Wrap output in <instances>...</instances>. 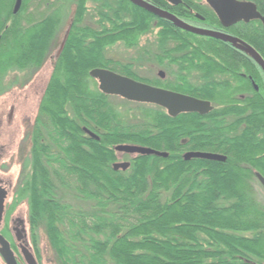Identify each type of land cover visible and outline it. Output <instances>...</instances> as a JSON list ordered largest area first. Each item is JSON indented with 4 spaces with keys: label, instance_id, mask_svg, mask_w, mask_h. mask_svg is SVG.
I'll list each match as a JSON object with an SVG mask.
<instances>
[{
    "label": "trees",
    "instance_id": "1",
    "mask_svg": "<svg viewBox=\"0 0 264 264\" xmlns=\"http://www.w3.org/2000/svg\"><path fill=\"white\" fill-rule=\"evenodd\" d=\"M16 1L0 0L10 21L0 41V79L7 62L13 71L42 67L65 12L76 8L39 104L30 168L18 190V200L30 202L32 231L44 227L59 263L264 264V202L256 188V172L264 176V73L255 58L130 0H23L14 13ZM145 1L188 17L184 5ZM253 1L264 13V0ZM206 22L217 25L212 16ZM156 27L154 43L140 47ZM232 30L264 58L261 21ZM117 44L138 49L132 62L108 56ZM144 62L166 77L132 69ZM94 68L211 101L213 109L172 117L158 105L127 101L136 104L127 112L137 109L132 117L141 119L128 122L112 101L118 96L100 91ZM126 143L169 156L137 154L126 171H115V148ZM190 150L226 160L187 161Z\"/></svg>",
    "mask_w": 264,
    "mask_h": 264
},
{
    "label": "rangeland",
    "instance_id": "2",
    "mask_svg": "<svg viewBox=\"0 0 264 264\" xmlns=\"http://www.w3.org/2000/svg\"><path fill=\"white\" fill-rule=\"evenodd\" d=\"M42 7L43 6H41V9L44 11L45 9ZM68 8L69 9H67L63 17L64 21L58 28V32L55 36V43L49 51L44 65L40 68L17 69L9 73V76L5 79L6 83H3L5 89L0 93V128L4 129L2 135H0V144L5 145V148L9 149L6 163L3 164V170L0 171V175L4 178H12L14 182L13 194L6 201L9 220H12V217H16L15 215L24 217L28 223V230L31 229L30 202H28L26 197H22V199L18 200V190L22 186L23 181H25L30 168V166L27 165L31 161L30 154L32 149L30 145L32 140V123L48 86L58 47L68 30V26L72 20L71 17L76 9L73 5ZM157 31L158 27L154 29L152 34L143 35L140 41V47L153 44L155 38L154 34ZM137 52V48H127L123 44L111 46L107 51L108 56L126 62H132L133 58L137 56ZM134 69H136V72L142 77L155 78L158 76V71L162 68L158 67L156 64L144 62L136 64ZM112 101L118 104L122 111L126 112V121L136 122L141 120L132 117L133 114L138 113L139 110L136 109L134 112H127L129 107L135 108L136 104H129L127 102L128 100L119 96L114 97ZM13 107V118L12 121H10L9 113H11ZM117 155L118 161H127L135 157L134 155H125L123 153H117ZM256 184V188L260 192V199L264 202V190L260 183ZM12 206H14V208L10 210ZM8 228H11V226H8ZM31 233L32 239L30 244H32L34 250L36 248V252L39 254L42 264H60L57 254H55L49 243L48 234L44 227L40 226L34 231H31ZM0 264H4L1 256Z\"/></svg>",
    "mask_w": 264,
    "mask_h": 264
},
{
    "label": "water",
    "instance_id": "3",
    "mask_svg": "<svg viewBox=\"0 0 264 264\" xmlns=\"http://www.w3.org/2000/svg\"><path fill=\"white\" fill-rule=\"evenodd\" d=\"M135 5L145 8L151 14L158 16L159 18H164L171 21L173 24L177 25L182 30L189 31L193 34H200L204 36H211L216 39H221L223 41H229L231 43H235L237 45L241 44L242 48L250 53L256 60V62L260 65L264 73V58L260 55L256 50L251 46L242 41L241 39H237L236 37L222 33L220 31H214L210 29H202L199 27H194L190 24L184 23L180 20L175 14H171L166 10H162L154 4H150L145 0H130ZM171 3L178 4L180 0H167ZM23 0H17L14 6V13H18L22 6ZM214 8L215 12L218 13L221 22L225 25H231L233 23L238 22V20H245L248 22L250 19H257L263 21L264 24V16H262L261 12L257 10V6L252 1H239V0H207ZM65 41L62 43L60 47V52L63 49ZM163 75V73H161ZM90 75L99 81V89L101 92H105L109 95H118L121 98H125L129 101H137L141 103H150L154 105H159L165 110H168V113L172 117H177L181 113H189L194 112L198 114H208L213 109L211 102L203 99H198L190 95H186L180 92H175L169 89H163L161 87H155L148 83H144L138 80H133L132 78L121 75L114 70H109L106 68H94L91 69ZM85 131L91 135L93 138L99 139V136L96 133L91 132L87 128H84ZM117 151L125 153V154H142V155H155L162 156L167 158L169 153L164 151H158L151 147H144L141 145L134 144H120L115 148ZM192 158H203L207 160H216L223 162L226 160L225 155H221L218 153H210V152H197L191 151L184 154L185 160H191ZM114 170H124L126 171L130 167V162H116L113 164ZM258 180L264 187V177L257 173ZM7 196V192L4 188L0 187V228L1 222L3 219V211L5 207V198ZM19 241H22V235L18 234L17 236ZM21 252L24 255V258L27 264H37V260L30 252L27 245H21ZM0 255L3 257L5 264H18L17 257L12 250V247L9 241L5 238L4 235L0 232Z\"/></svg>",
    "mask_w": 264,
    "mask_h": 264
},
{
    "label": "flooded vegetation",
    "instance_id": "4",
    "mask_svg": "<svg viewBox=\"0 0 264 264\" xmlns=\"http://www.w3.org/2000/svg\"><path fill=\"white\" fill-rule=\"evenodd\" d=\"M164 1L167 2L168 4L172 5V6H174V5L175 6H179V5L186 6L185 8L189 12L188 17L182 18V17H179L177 14H175L184 23L186 22L187 24H190L194 27H199V28L206 29V30L210 29V30H214V31H220L222 33L230 34L234 37H236V36L233 34L232 29L237 28L240 24H249V22H251V21H261L260 19L259 20L250 19L248 22H246L245 20H238V22H236V23L225 26L221 22L218 13L215 12L214 8L211 6V4L209 2H207V0H180V2L178 4L171 3L167 0H164ZM239 1H246V2L252 1V2H254L253 0H239ZM256 6H257V10H259L261 12L262 16H264L263 11L258 8L257 4H256ZM0 10L2 11L1 7H0ZM164 10H166V9H164ZM166 11H168V10H166ZM169 13H171V12H169ZM171 14H173V13H171ZM191 14H192L193 18L190 16ZM208 16H212V20H214L217 25L213 24V27L212 26L210 27L211 23L206 22ZM261 22H262V25L264 26L263 21H261ZM9 23H10V21H8L7 13L5 11H2V15L0 16V41L2 38L5 37L8 29H9ZM67 32H68V30H67ZM67 32L65 33V35L62 39V42L58 47V50H57L58 52L56 54V58L59 57V55L61 53L59 50H60L62 43L64 42V38L66 37ZM236 38L240 39L238 37H236ZM0 45H1V43H0ZM234 45H236L238 47L237 44L234 43ZM3 48H4L3 53L4 54L8 53L9 46L7 45V42H5V45H3ZM241 49H243V48H241ZM54 64H55V62H54ZM53 67H54V65H53ZM132 69L135 70V72H136V69H134V67H132ZM11 72H13V69L11 67V64L9 62H7L6 67H5V72L1 74L2 77L0 79V83L2 86H3V83H6L5 79L9 76L8 74ZM161 73H163V75ZM122 75H126V74H122ZM158 77H160L162 79L166 77V74H165L163 69L158 71ZM132 79H135V78H132ZM241 96L245 97V95H243V94H241ZM13 110H14V107L12 108L11 113H9L10 121H12V118H13L12 117ZM186 114H188V113H186ZM208 114H199V115H208ZM36 120H37V116L35 117V119L32 123L33 128H32V133H31V138H32L31 145H30L31 149H33L32 148L33 138H34L33 133H34V129H35ZM0 126H1V124H0ZM3 130H4L3 128H0V135H2ZM99 139H100V137H99ZM182 142H184L185 144L188 143V141L186 139H183ZM0 147H1L0 148V171H2L3 170V164L6 163V159L8 157L9 149L5 148V145H3V144H0ZM257 173H260V172H256V176H257ZM9 179L10 178H4L2 175H0V187L4 188V190L7 192V196H6L5 201H4V203H5V207H4V211H3L4 215H3L2 222H1L2 225L0 228V232L9 241V243L12 247V250L14 251L15 255L17 256L19 264H26L25 259H24L23 255L21 254V245L22 244L27 245L28 248L30 249V251L32 252V254L36 257L37 263L42 264V262H41L42 260L40 259L39 254H37L36 248L34 250L32 247V244H30L31 239H32V237H31L32 236V233H31L32 226H31V229L28 230V223H27L26 219L24 217H20L17 215H15L16 217H14V218L12 217V220H9V212H8V207H7L6 201L13 194V189H14V182L12 181V178L10 180ZM257 179H258V177H257ZM260 184H261V182H260ZM261 186L264 190V187L262 184H261ZM13 208H14V206H12L10 208V210H12ZM8 226H11V228H8ZM18 234L22 235V237H23L22 241L18 240V238H17Z\"/></svg>",
    "mask_w": 264,
    "mask_h": 264
}]
</instances>
